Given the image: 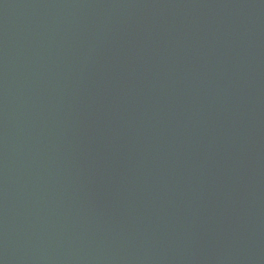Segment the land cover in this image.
Returning <instances> with one entry per match:
<instances>
[{"label":"water","instance_id":"95a60500","mask_svg":"<svg viewBox=\"0 0 264 264\" xmlns=\"http://www.w3.org/2000/svg\"><path fill=\"white\" fill-rule=\"evenodd\" d=\"M0 264H264V0H0Z\"/></svg>","mask_w":264,"mask_h":264}]
</instances>
